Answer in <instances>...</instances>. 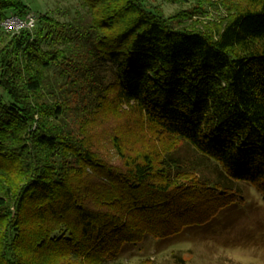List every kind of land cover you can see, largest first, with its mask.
Listing matches in <instances>:
<instances>
[{
    "label": "trees",
    "instance_id": "16d2710c",
    "mask_svg": "<svg viewBox=\"0 0 264 264\" xmlns=\"http://www.w3.org/2000/svg\"><path fill=\"white\" fill-rule=\"evenodd\" d=\"M241 2L216 31L187 23L193 10L166 14L149 0H79L68 23L39 17L38 27L12 32L3 20L30 6L0 0V264H121L145 232L171 235L215 216L195 214L202 201L181 211L171 200L161 176L178 158L158 168L119 143L121 167L102 166L110 189L93 192L87 168L99 159L70 112L106 65L115 80L102 86L112 85L117 104L221 167L223 186H207L217 189L208 201L235 181L264 199V0Z\"/></svg>",
    "mask_w": 264,
    "mask_h": 264
},
{
    "label": "rangeland",
    "instance_id": "374dc122",
    "mask_svg": "<svg viewBox=\"0 0 264 264\" xmlns=\"http://www.w3.org/2000/svg\"><path fill=\"white\" fill-rule=\"evenodd\" d=\"M23 1L36 15L37 27L39 17L49 16L56 21L68 23L76 9H81L79 0ZM149 1L161 6L166 14L181 9L195 11L188 13L191 17L186 22L206 31H216L242 4V0H186L174 3L167 0ZM192 6L194 8L191 9ZM200 6L204 8L202 13L197 12L201 10ZM99 73L97 80L96 77L93 79L100 81V88L94 89L95 80L90 93L88 87L83 85L81 93L77 94L79 91L73 97V104L78 102V105L70 112L74 132L80 140L90 145L91 151L99 159V165L87 168L86 178L93 192L100 194L110 189L111 183L107 181L102 166L114 171L121 167L122 160L116 149V143H119L130 156L148 154L158 168H162L161 162L168 154L178 158L182 165L171 170L170 176L167 177L163 169L160 171L162 175L166 174V177L161 176L162 183L171 185V200L179 201L175 206L182 211L187 202L195 205L202 201L204 204L199 205V211L195 214H203L205 218L208 211L211 212L209 217L216 213L205 223L190 224L171 235L157 236L145 232L140 241L125 245L118 262L264 264V199L257 187L244 181L229 183L224 193L217 194L218 200L223 201L221 209L216 212L219 207L217 197L212 196L213 199L209 201L207 198L211 197L208 193L215 194L217 189L211 190L208 187L223 186V183L217 182L221 167L214 160L199 154L181 138L167 135L156 125L139 118L127 103L117 104L112 85L108 89L102 86L115 80L114 68L106 65L100 68ZM191 214L187 215L188 220H194ZM171 220L175 224L179 223V226L182 224L179 219Z\"/></svg>",
    "mask_w": 264,
    "mask_h": 264
},
{
    "label": "built area",
    "instance_id": "2783aa9c",
    "mask_svg": "<svg viewBox=\"0 0 264 264\" xmlns=\"http://www.w3.org/2000/svg\"><path fill=\"white\" fill-rule=\"evenodd\" d=\"M37 24V17L34 13L29 12L25 16L16 14L8 15L2 22L7 31L19 32L22 29H34Z\"/></svg>",
    "mask_w": 264,
    "mask_h": 264
}]
</instances>
